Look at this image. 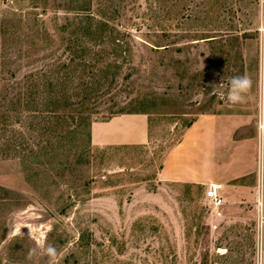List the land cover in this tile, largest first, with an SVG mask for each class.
Returning <instances> with one entry per match:
<instances>
[{
	"label": "rangeland",
	"instance_id": "obj_1",
	"mask_svg": "<svg viewBox=\"0 0 264 264\" xmlns=\"http://www.w3.org/2000/svg\"><path fill=\"white\" fill-rule=\"evenodd\" d=\"M263 56L264 0H0V264H48V245L57 264H257ZM236 75L252 88L231 104ZM204 113L238 176L220 215L208 187L160 180ZM122 114L149 117L147 144L94 146L92 124Z\"/></svg>",
	"mask_w": 264,
	"mask_h": 264
},
{
	"label": "crops",
	"instance_id": "obj_2",
	"mask_svg": "<svg viewBox=\"0 0 264 264\" xmlns=\"http://www.w3.org/2000/svg\"><path fill=\"white\" fill-rule=\"evenodd\" d=\"M253 101L258 109L256 123L260 126L259 136L264 148V132L261 131L264 129V56L262 81L254 93ZM149 132L147 115L122 114L108 121L93 123L91 141L96 147L142 146L147 144ZM228 141L229 135L222 116L216 113L199 115L165 157L160 180L198 187H209L212 184L223 186L222 182H233L238 176H225L219 163ZM258 203L261 207L262 201Z\"/></svg>",
	"mask_w": 264,
	"mask_h": 264
},
{
	"label": "clouds",
	"instance_id": "obj_3",
	"mask_svg": "<svg viewBox=\"0 0 264 264\" xmlns=\"http://www.w3.org/2000/svg\"><path fill=\"white\" fill-rule=\"evenodd\" d=\"M252 88V80L248 75H236L233 76L229 81L228 91H227V102L231 104L244 103L247 98V94ZM264 132V129H261ZM31 235V233H29ZM37 249H31L28 253V259L36 254ZM45 254L47 255L48 264H57L58 250L54 245H48L45 249ZM258 256L260 254L258 253ZM257 264H264V257H260Z\"/></svg>",
	"mask_w": 264,
	"mask_h": 264
},
{
	"label": "built area",
	"instance_id": "obj_4",
	"mask_svg": "<svg viewBox=\"0 0 264 264\" xmlns=\"http://www.w3.org/2000/svg\"><path fill=\"white\" fill-rule=\"evenodd\" d=\"M205 196L213 212L220 215V209L226 204V199L223 196V186L220 184L210 185Z\"/></svg>",
	"mask_w": 264,
	"mask_h": 264
},
{
	"label": "trees",
	"instance_id": "obj_5",
	"mask_svg": "<svg viewBox=\"0 0 264 264\" xmlns=\"http://www.w3.org/2000/svg\"><path fill=\"white\" fill-rule=\"evenodd\" d=\"M191 125H192V124H191ZM191 125H189V127H190Z\"/></svg>",
	"mask_w": 264,
	"mask_h": 264
}]
</instances>
